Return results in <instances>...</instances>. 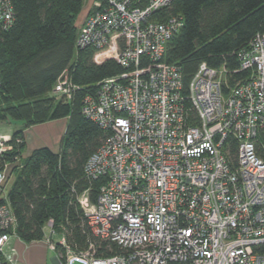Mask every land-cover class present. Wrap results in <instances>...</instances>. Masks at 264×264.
Segmentation results:
<instances>
[{"label": "built area", "instance_id": "built-area-1", "mask_svg": "<svg viewBox=\"0 0 264 264\" xmlns=\"http://www.w3.org/2000/svg\"><path fill=\"white\" fill-rule=\"evenodd\" d=\"M173 1L90 0L77 47L124 71L84 99L82 114L111 136L85 166L103 182L98 195L77 201L93 234L118 251L98 257L92 243L75 252L64 236L52 241L49 220L44 241L63 248L60 264H264V34L240 53L239 71L203 63L185 90L181 67L164 61L183 19H151ZM13 23L12 4L0 0V25ZM241 72L250 76L231 85ZM76 88L66 77L53 93L70 101ZM13 150L0 136V155ZM7 180L0 170V200ZM15 228L0 205V264Z\"/></svg>", "mask_w": 264, "mask_h": 264}, {"label": "trees", "instance_id": "trees-1", "mask_svg": "<svg viewBox=\"0 0 264 264\" xmlns=\"http://www.w3.org/2000/svg\"><path fill=\"white\" fill-rule=\"evenodd\" d=\"M9 1L13 26L0 25V121L23 123L11 136L14 150L0 155L1 171L15 164L8 199L0 200L16 219L11 234L26 243L44 241L46 224L53 220L55 236H64L73 251L85 252L93 243L98 257L114 255L118 248L93 234L77 199L87 190L92 200L98 195L103 182L89 179L85 166L111 136L82 114L84 99L96 96L101 81L124 69L115 61L98 65L95 49L77 47L84 24L78 17L86 8L93 13L90 0ZM173 16L182 17L183 25L168 42L164 61L181 67L185 90L203 63L239 71L240 53L264 34V0H175L151 19L165 22ZM249 76L233 74L230 84ZM66 77L77 87L70 101L53 93ZM63 118L69 121L60 151L37 149L24 157L25 130ZM231 143L236 153L237 144ZM58 252L65 256L61 246Z\"/></svg>", "mask_w": 264, "mask_h": 264}, {"label": "rangeland", "instance_id": "rangeland-1", "mask_svg": "<svg viewBox=\"0 0 264 264\" xmlns=\"http://www.w3.org/2000/svg\"><path fill=\"white\" fill-rule=\"evenodd\" d=\"M87 12H88L87 8L86 10L83 9V11L78 17V23L80 22V20H81V23L84 21V19L86 18L88 14ZM57 100H60V98L58 97ZM68 121H69L68 118H63L60 120L48 122V124L45 123V125H49V126H45L44 124L37 125V130H35L36 132H35L34 138L38 144V147L40 149L52 148L50 150H52L55 153H58L62 146V139L65 133V130L67 128ZM21 127H23V123L19 121H14L12 119H7L6 121H0V136H5V135L10 136L14 134L16 131H18L19 129H21ZM27 130L28 128L26 129V131ZM28 153H29V150L25 149L24 157ZM14 165L15 164H12V165L8 164L6 166V170L8 173V180L5 185L3 195H2V198L6 201L8 199L9 191L16 179V175L12 173L13 171L12 169ZM53 240L60 241V236H54Z\"/></svg>", "mask_w": 264, "mask_h": 264}, {"label": "crops", "instance_id": "crops-1", "mask_svg": "<svg viewBox=\"0 0 264 264\" xmlns=\"http://www.w3.org/2000/svg\"><path fill=\"white\" fill-rule=\"evenodd\" d=\"M35 130H37V126L30 127L27 131L25 130L26 149L29 150V153L25 157L29 156L33 151L40 149L34 138ZM12 135L5 136L11 137ZM7 256H9V259L5 260V264H60L59 252L51 250L45 241L26 243L20 238L13 237L7 247Z\"/></svg>", "mask_w": 264, "mask_h": 264}]
</instances>
